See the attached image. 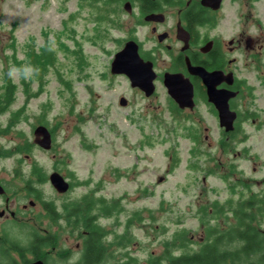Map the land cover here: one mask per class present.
Returning <instances> with one entry per match:
<instances>
[{"label":"rangeland","instance_id":"obj_1","mask_svg":"<svg viewBox=\"0 0 264 264\" xmlns=\"http://www.w3.org/2000/svg\"><path fill=\"white\" fill-rule=\"evenodd\" d=\"M106 4L105 0H0V93L10 82L15 85L13 103L0 113V171L9 174L36 167L48 173H73L76 178L67 195H56L47 187L59 215L56 222L7 228L9 242L21 248L36 231L48 228L56 233L59 250H70L71 257L65 262L50 259L49 264H76L81 258L82 240L62 220L67 202L84 199V207L94 200L91 216L98 213L100 199L118 204V213L98 220L107 232L103 243L110 255L108 264L128 257L145 264L151 256L162 255L164 242L183 230L191 243L173 253L198 252L204 231L223 224V215H213L211 208L224 204H209L215 198L210 187L218 184L201 183L202 173L190 168L188 118L171 108L163 86L145 97L125 76L110 73L125 33L120 23L124 17L121 13L113 17ZM46 45L55 60L42 70L31 55ZM120 98L126 100L125 106L119 105ZM18 111V121L10 124ZM40 125L52 130L49 149L34 143L33 131ZM252 143L264 156V140ZM21 147L28 150L20 152ZM220 195L223 199V191ZM202 208L211 213L205 220ZM260 216L257 227L263 228ZM123 236L129 243L122 241ZM241 246L234 242L229 249ZM9 261L0 257L2 264Z\"/></svg>","mask_w":264,"mask_h":264},{"label":"flooded vegetation","instance_id":"obj_2","mask_svg":"<svg viewBox=\"0 0 264 264\" xmlns=\"http://www.w3.org/2000/svg\"><path fill=\"white\" fill-rule=\"evenodd\" d=\"M105 1L113 17L119 13L124 17L120 23L125 34L119 40V51L129 43L130 54L135 57L136 51L143 67L149 65L154 71L153 95L158 85L163 86L171 108L188 118L191 171L202 173L203 184H218L210 187L215 198L209 204H224L218 206L223 209V224L209 226L210 234L204 231L202 243L207 237L217 238L219 232L213 228L226 232L227 226L236 224L233 212L239 204H253L249 208L252 226L264 239V226L257 227L260 215L264 217V205L263 210L254 205L264 204V156L252 143L264 140V0ZM165 75H178L190 83L191 107L181 109L171 99L163 83ZM52 173L57 172L36 167L26 172L13 169L9 174L0 171V257L10 264L69 260L68 249L59 250L58 236L48 228L34 232L26 248L12 246L7 234L9 227L50 221L51 208L55 207L47 191L52 187ZM61 176L70 186L61 195H67L75 188L76 178L73 173ZM67 204L62 208L63 221L67 219ZM49 240H55V247L45 244ZM223 251L237 253L235 264H264V248L225 247ZM231 262L229 258L226 264Z\"/></svg>","mask_w":264,"mask_h":264},{"label":"trees","instance_id":"obj_3","mask_svg":"<svg viewBox=\"0 0 264 264\" xmlns=\"http://www.w3.org/2000/svg\"><path fill=\"white\" fill-rule=\"evenodd\" d=\"M77 55H80L78 52ZM33 59V63L40 65L42 70H46L48 66L52 65L55 60V54L50 49L49 45H46L41 48V52L36 56L31 55ZM2 91V90H1ZM0 91V92H1ZM14 93H15V85L11 82L4 86L3 92L0 93V113H3L9 109V106L14 101ZM21 112H17L13 114L10 124H15L18 121V117ZM26 147H21L22 149ZM28 150V148H26ZM85 200H79L73 203H69L64 206V212L67 214L66 227L73 234L77 231V238H81L83 241V249L80 251L81 258L78 260L76 264H108L107 260H110V255L107 251L106 246L104 245V237H106L107 232L104 230L98 220L99 217L110 218L114 215V213H118V204H107V202L103 199L98 200V206L100 207L93 216L88 215L93 209V205L95 201L90 200L84 205ZM115 203V202H114ZM257 205L259 209L263 210L264 204H254ZM253 204H239L237 208L234 209V219L236 221L235 225L227 226V231H219L216 228H213L219 232L217 238L214 240H209L206 238L203 246L200 247L198 252L189 253V254H180L176 255L173 253L176 249H184L186 250L191 243L190 239L187 237L186 232L183 230L174 234L170 241L164 242V252L160 256H151L150 259L145 264H162V261H165L166 264H226L227 259L231 258V263L235 264L233 261L237 258L236 255H230L224 252L225 247H229L234 242H242L243 246L239 248H264V239L258 232L255 231L252 226V215L249 214V208L252 207ZM212 214L221 215L222 207H218L214 205L212 208ZM96 211V210H95ZM51 215L49 216L50 221L56 222L59 217L55 207L51 208ZM149 217H152L151 212H149ZM211 213L207 208L201 209V219L205 220L209 217ZM134 216L132 221L134 222ZM140 220V219H139ZM130 220L128 221V223ZM208 222H204L202 224H207ZM224 223H226V217L224 219ZM217 227H219L217 225ZM64 231V230H63ZM207 234L208 230L205 231ZM69 233V234H70ZM56 234V233H55ZM238 235L240 238L236 239L234 235ZM227 235V239H224V236ZM122 241L128 242L130 241L128 238L121 237ZM55 240H49L45 242L47 246H54ZM129 243V242H128ZM224 244V245H223ZM228 245V246H225ZM68 255L71 257V252L68 250ZM127 256V255H126ZM128 257V256H127ZM127 261L118 262L117 264H135L134 258L128 257Z\"/></svg>","mask_w":264,"mask_h":264},{"label":"water","instance_id":"obj_4","mask_svg":"<svg viewBox=\"0 0 264 264\" xmlns=\"http://www.w3.org/2000/svg\"><path fill=\"white\" fill-rule=\"evenodd\" d=\"M112 75H124L129 78L130 86L139 89L144 93L145 97H150L154 93L153 81L155 79L154 71L151 66L143 67L142 61L138 58L135 51V57L130 54L129 43L115 56L110 66ZM164 86L167 89L168 95L181 108H189L192 105V89L188 81L182 80L178 75H165ZM120 106L126 105L125 99L119 100ZM35 144L44 149L51 147V139L45 127H37L34 131ZM42 137V139H38ZM50 183L53 188L60 194L66 193L69 189V184L58 173H53L50 176ZM31 264H43L37 261Z\"/></svg>","mask_w":264,"mask_h":264}]
</instances>
